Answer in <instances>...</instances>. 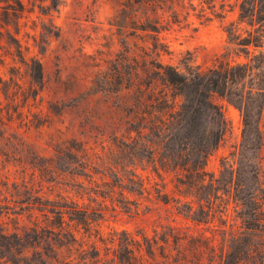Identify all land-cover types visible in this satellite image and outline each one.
I'll return each instance as SVG.
<instances>
[{
    "label": "rangeland",
    "instance_id": "374dc122",
    "mask_svg": "<svg viewBox=\"0 0 264 264\" xmlns=\"http://www.w3.org/2000/svg\"><path fill=\"white\" fill-rule=\"evenodd\" d=\"M23 1L27 12L19 39L30 48L29 57L42 62L46 84L36 100L26 102L19 95L17 106L23 117L14 115L0 142V264H56L50 257L59 242L44 229L46 215L53 218L52 204L66 202L102 210L97 229L89 233L81 225L78 234L86 249L92 244L98 248L99 264H122L117 258L121 247L133 240L135 247L143 249V234L159 238L176 228L181 235L211 237L213 226L187 219L173 200L169 205L156 200V188L165 184L171 198L191 201L176 192L174 174L165 175L163 181L151 168L143 170L139 94L123 90L86 99L92 82L103 81L107 70L115 75L114 86L128 84L131 53L139 72L136 85L143 86V33L124 35L115 20L123 0H61L59 9L49 15L44 11L50 0ZM239 2L231 0L234 8L223 21L202 25L193 17L189 26H175L165 33L171 54L163 61L178 66L190 53L198 65L207 68L231 51L233 60L243 62L224 31L238 20ZM21 71L26 76L24 67ZM0 76L10 78L9 66L1 67ZM21 83L27 88L28 77ZM215 101L232 125L231 134L209 159L208 170L218 176L221 159L240 147L244 125L239 109L221 98ZM3 102L4 106L8 103L4 98ZM130 179L141 184L144 179L147 191L143 194V185H137L130 192ZM262 242L264 238L258 239L259 245ZM220 243L218 235L215 253L206 252L205 262L211 256L219 259ZM170 244L168 251L174 249L172 238Z\"/></svg>",
    "mask_w": 264,
    "mask_h": 264
},
{
    "label": "trees",
    "instance_id": "16d2710c",
    "mask_svg": "<svg viewBox=\"0 0 264 264\" xmlns=\"http://www.w3.org/2000/svg\"><path fill=\"white\" fill-rule=\"evenodd\" d=\"M50 2L45 15L61 5V0ZM233 8L231 0H199L198 4L195 0L120 2L115 20L121 23V33L131 31L130 37L143 33V86L136 85L139 72L131 53L128 84L114 86L115 75L107 70L103 81L92 82L86 99L123 90L139 94L138 103L143 108V132L139 130L143 135V170L151 168L163 181L165 175L174 174L178 195L191 199L183 203L171 198L164 184L162 189L156 188V200L165 205L173 200L187 219L213 226L208 238L181 235L176 228H169L159 238L143 234V249L135 247L133 240L121 247L123 252L117 258L122 264H264V242L258 243L264 238V0H240L238 20L224 27L230 46L239 58H244L243 62L233 60L231 51L218 56L207 68L198 65L190 53L178 66L162 59L171 54L165 33L175 26H189L193 17L202 25L223 21ZM26 12L23 0H0V70L9 66L10 77L0 76V142L14 115L23 117L17 106L19 95H24L26 102L36 100L46 84L42 62L29 57L30 48L19 39ZM26 77L27 88L21 83ZM217 97L239 109L244 125L240 147L221 159L218 176L208 170L209 159L231 134L232 125L216 103ZM3 98L8 102L6 106ZM129 182L130 192L137 185H143V194L147 191L144 179L143 184L133 179ZM71 205L52 204L49 212L53 218L46 215L44 229L59 242L50 259L56 264H99L98 248L92 244L86 249L78 234L81 225L89 233L95 231L102 210ZM218 235L219 259L211 256L205 262L206 252L215 253ZM171 238L176 253L168 251ZM187 239L189 245L184 244Z\"/></svg>",
    "mask_w": 264,
    "mask_h": 264
}]
</instances>
